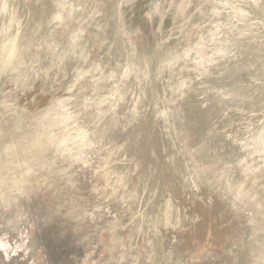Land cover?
Wrapping results in <instances>:
<instances>
[{
  "label": "rangeland",
  "instance_id": "374dc122",
  "mask_svg": "<svg viewBox=\"0 0 264 264\" xmlns=\"http://www.w3.org/2000/svg\"><path fill=\"white\" fill-rule=\"evenodd\" d=\"M200 203L241 239L195 262ZM0 235V264H264V0H0Z\"/></svg>",
  "mask_w": 264,
  "mask_h": 264
},
{
  "label": "bare ground",
  "instance_id": "6f19581e",
  "mask_svg": "<svg viewBox=\"0 0 264 264\" xmlns=\"http://www.w3.org/2000/svg\"><path fill=\"white\" fill-rule=\"evenodd\" d=\"M41 97H42L41 99H42L43 104L46 103L48 100V97H46V96H41ZM41 106H42V104H41ZM216 202L217 203H216L215 213L216 212L218 213L219 209L223 208L224 206L222 205L223 204L222 201L216 200ZM200 204L203 208L202 212L206 216V226L204 228L199 227L197 229L196 233H193L191 230H188V229L186 230L185 228L179 229L177 231V234L183 235L188 240L185 249L188 252H192V253L195 252L196 253L195 259L193 260L195 262L196 261L199 262L201 260V256L204 254V251H206L207 249L220 252L221 251L220 248H224V246H226V245L231 246V244L233 242H235L236 239H239V240L241 239V233L238 229H236L234 227V224H229V225L225 224V225H223V228L221 230H217L215 228L216 224L212 223V221L209 220L210 219L209 215L206 212V210L204 209L203 204L202 203H200ZM215 213H213L212 215H214ZM230 216L228 214L225 215V221ZM192 226H194V225L192 224ZM32 230H33V226H32ZM206 243H207V246H206ZM28 244H29V242H28ZM0 249L2 251H4V253H6L7 255H10L9 252H14L15 254H17L18 252L20 253V252L25 251L27 249V247H26L25 242L16 243L15 247H13L11 242L9 241V238L7 235H0ZM104 253H106V251L103 252L102 256L104 255ZM34 255H36V254H34ZM96 262H100V259L99 260L95 259L93 257V255L90 253L87 255V259L84 262H81V264H95ZM227 262H228V264H234L232 260H228ZM31 264H42V263L39 259H34Z\"/></svg>",
  "mask_w": 264,
  "mask_h": 264
}]
</instances>
